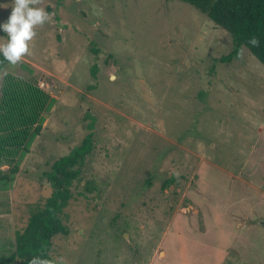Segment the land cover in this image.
<instances>
[{
	"label": "rangeland",
	"instance_id": "rangeland-1",
	"mask_svg": "<svg viewBox=\"0 0 264 264\" xmlns=\"http://www.w3.org/2000/svg\"><path fill=\"white\" fill-rule=\"evenodd\" d=\"M32 6L49 18L0 71V105L8 76L51 101L0 166V263L52 196L45 173L93 133L46 264H264V66L244 48L220 62L232 36L179 0Z\"/></svg>",
	"mask_w": 264,
	"mask_h": 264
},
{
	"label": "trees",
	"instance_id": "trees-1",
	"mask_svg": "<svg viewBox=\"0 0 264 264\" xmlns=\"http://www.w3.org/2000/svg\"><path fill=\"white\" fill-rule=\"evenodd\" d=\"M179 1L190 4L232 36L233 50L228 56L222 57L220 62L232 63L247 49L264 66V0ZM254 37L259 41L257 45L250 43ZM10 65L0 56V71ZM96 72L97 67H94V77ZM2 90L0 166L4 162L13 165L16 157L27 151L32 132H42L40 119L51 101V96L38 84L12 76L5 79ZM93 135L90 133L81 146L56 161L52 170L45 173V178L53 187L52 196L42 209L32 215L28 225L19 231L16 252L0 264H14L17 260L31 264L34 258L46 263L51 260L53 238L60 233L69 234L61 214L73 197L71 187L74 181L80 179L82 168L95 149ZM12 172L16 173L17 169ZM8 179L9 176L0 171V182ZM169 182H166L163 189L168 187Z\"/></svg>",
	"mask_w": 264,
	"mask_h": 264
},
{
	"label": "clouds",
	"instance_id": "clouds-1",
	"mask_svg": "<svg viewBox=\"0 0 264 264\" xmlns=\"http://www.w3.org/2000/svg\"><path fill=\"white\" fill-rule=\"evenodd\" d=\"M14 7L6 20L0 21V32L7 34V40L0 37V56L11 65L17 64L29 51V42L34 38L36 26L43 25L49 15L43 8L33 7L36 0H13ZM257 45L258 39H251ZM31 264H46L34 258Z\"/></svg>",
	"mask_w": 264,
	"mask_h": 264
}]
</instances>
